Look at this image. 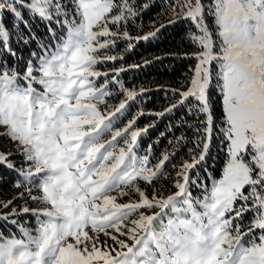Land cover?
I'll use <instances>...</instances> for the list:
<instances>
[{"label": "snow or ice", "instance_id": "obj_1", "mask_svg": "<svg viewBox=\"0 0 264 264\" xmlns=\"http://www.w3.org/2000/svg\"><path fill=\"white\" fill-rule=\"evenodd\" d=\"M149 7L136 0H0V135L25 162L17 167L0 153V168L15 172L13 186L38 205L0 213V264H264V0H168V24L192 25L185 38L194 51L183 55L196 63L187 90H174L180 98L156 115L187 108L199 152L189 149L166 196L155 185L170 178L167 165L185 137H173L172 151L159 157L152 144L143 146L154 124L137 126L143 112L122 118L145 89L125 87L127 69L115 66L123 59L119 41L131 50V41L166 27L130 34ZM23 11L46 23L55 47L39 42L41 54L33 52L21 69L4 13L29 30L16 37L27 45L37 37ZM113 86L123 94L118 105L109 103ZM217 128L226 148L221 176L194 178ZM142 184L153 188L151 196ZM20 213L35 219L34 231L14 218Z\"/></svg>", "mask_w": 264, "mask_h": 264}, {"label": "trees", "instance_id": "obj_2", "mask_svg": "<svg viewBox=\"0 0 264 264\" xmlns=\"http://www.w3.org/2000/svg\"><path fill=\"white\" fill-rule=\"evenodd\" d=\"M137 3H149L150 7L141 11L139 17L136 18L134 24L129 25L130 34L132 36L145 35L149 31H153L159 27L160 24H165L166 27L162 28L160 32L153 38L148 40H133L131 43L133 47L131 50H125L129 41H119L117 52H123V59H118L115 66L119 67L121 64L127 69L120 75L121 81L125 87L134 88L137 92L140 89H145L142 95L136 98V101L130 102L131 107L126 113L125 118H122V124L127 123L138 112H143L144 115L140 116L137 120V126L144 128L149 127L147 135L143 137L142 144L146 148L149 144L153 145L155 155L160 156L165 150L172 151L169 141L173 137L183 135L185 140L182 142L176 155L173 157L171 163L167 165V173L169 179L161 178L156 182L155 190L158 193H163L165 196L171 194L176 189L173 187V180L176 177V171L179 166L185 161L191 159L189 149H194L197 153L199 149L196 148L194 140L196 138L195 126L196 119L194 116L188 114V109L181 106L171 113H166L164 116H157L156 113L163 112L172 103L176 102L179 97V92L174 94V90L185 91L192 76V72L196 61L192 58H186L184 53H191L194 51L191 43L185 38L186 33L192 25L189 22H178L176 24H168L171 13L167 11L168 0H136ZM19 10V9H18ZM23 17L29 21L31 25V33H34L37 40H32L29 44L25 45L23 42H18L16 37L21 31L25 35L29 34V30L24 28L23 22L17 23L10 13H4L6 17L4 23L10 30V45L16 51L19 58V65L23 69L24 65L29 59H32V53L37 55L41 54L42 49L40 43H52V36L48 32V27L45 22L39 19H32L27 11H23ZM57 33L61 30L55 25H52ZM177 54V55H174ZM158 58V59H157ZM145 61H151L145 63ZM15 62V61H10ZM139 65V67H135ZM108 66H113L109 64ZM113 96L109 99L112 105H118L120 100L123 99V94L118 87L113 86ZM212 105L216 123L221 124L222 110L218 95L215 93L212 97ZM187 121L193 127H188V124H183ZM180 125V126H178ZM173 129L169 131V127ZM164 133L163 136L160 134ZM10 159L17 165V167L25 166V162L21 154H11ZM226 160V148L224 146L223 137L220 135V130L217 128L216 134L213 137L209 153L204 162L193 169L190 173L194 178L205 179L208 176H221L222 168ZM173 164L176 168H173ZM17 179L15 172L9 171L5 168H0V213L10 212L12 208L29 207L35 208L38 205L31 200L27 191L23 188L14 187V182ZM205 183L210 184V181L205 180ZM146 188L147 194L152 195L153 188L151 186L141 185ZM193 192L196 195L201 194V190L193 186ZM21 193L23 196L21 197ZM33 195L38 194L33 190ZM136 197L133 195L132 197ZM127 197L121 202H126ZM12 201L8 209L3 208V204ZM24 227L35 228V219L30 214L20 213L16 217ZM250 216H245V221L249 220ZM6 228L10 231H16L14 226L7 225ZM8 231H5V235ZM17 235L19 233L17 232ZM105 237L101 236V240ZM111 244V241H108Z\"/></svg>", "mask_w": 264, "mask_h": 264}, {"label": "rangeland", "instance_id": "obj_3", "mask_svg": "<svg viewBox=\"0 0 264 264\" xmlns=\"http://www.w3.org/2000/svg\"><path fill=\"white\" fill-rule=\"evenodd\" d=\"M209 23H211V21H209ZM117 50L118 49H116V52H117ZM108 65H105L104 67L105 68L112 67V66H108ZM192 75H193V72H192ZM2 132H3V129H0V133H2ZM0 153H4V154H8V155L15 154V153L20 154V152L17 150L16 144L11 142L6 136H3V135H0ZM22 208L23 207H21V208L17 207L15 209L17 210V212H19V210ZM5 213H8V212H5Z\"/></svg>", "mask_w": 264, "mask_h": 264}]
</instances>
